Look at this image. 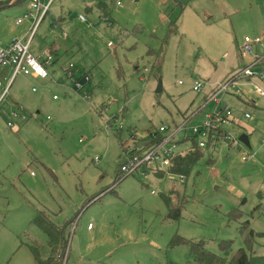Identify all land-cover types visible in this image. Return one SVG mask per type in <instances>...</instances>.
I'll list each match as a JSON object with an SVG mask.
<instances>
[{"label":"rangeland","instance_id":"rangeland-1","mask_svg":"<svg viewBox=\"0 0 264 264\" xmlns=\"http://www.w3.org/2000/svg\"><path fill=\"white\" fill-rule=\"evenodd\" d=\"M28 5L0 9V41L25 36L32 19L16 21ZM177 18L179 30L167 34ZM36 32L31 52L45 56L57 45L55 65L62 66L49 74L68 86L61 92L50 77L20 74L0 106V264H37L33 248L42 260L64 254L63 264H187L194 257L182 239L203 241L216 254L227 240L233 253L248 250L249 229L253 252L264 255V105L256 108L243 94L245 78L222 97L232 111L224 124L231 138L177 139L180 154L195 142L206 145L185 180L152 164L134 173L120 169L124 146L150 141L152 132L167 138L177 126L209 122L215 82L251 66L252 84L264 90L258 47L240 48L245 36H259L264 46V0H55ZM166 35L159 80L150 71L149 49H158ZM72 63L81 87L66 76ZM85 69L88 81L80 77ZM197 80L200 92L193 89ZM15 104L41 114L11 129L5 119ZM116 117L124 124L120 132ZM167 197L180 217L170 214ZM41 210L61 226L57 243L33 222Z\"/></svg>","mask_w":264,"mask_h":264},{"label":"built area","instance_id":"built-area-1","mask_svg":"<svg viewBox=\"0 0 264 264\" xmlns=\"http://www.w3.org/2000/svg\"><path fill=\"white\" fill-rule=\"evenodd\" d=\"M4 0H0V3ZM55 0H30V6L24 11L22 16L17 19V24H22L25 19H32V24L29 25L27 33L23 37H13L9 43H2L0 41V106L8 97L9 90L13 83L16 80V77L20 74L34 76L37 78H48L50 77L48 67L53 64L54 56L53 54H46L45 56L37 57L30 50V43L37 34V29L41 21L46 17L50 12V8ZM120 4L121 1H118ZM79 18L82 21H86L87 17L85 15L79 14ZM103 20L108 21V17L103 18ZM57 26V23L54 24ZM64 35H68L63 31ZM241 45V51L244 53H251L254 48L261 44V38L245 36ZM259 61V59H258ZM256 61L255 63H258ZM75 64H69L68 68L64 69L66 76L72 82L76 84L77 87H81L80 81L74 77L75 76ZM147 72V68L144 69ZM256 75L255 72L251 70V66L244 67L240 74L234 75L232 78H229L226 81L218 82L213 88V93L210 95L209 100L215 102L216 108L213 114L209 117V122L201 126H191L190 124H183V126H177L167 138L161 137L151 148L145 149L144 147L136 149V146L129 147L124 146L123 154L125 157V162L122 163L120 169L121 172L134 173L137 171V168L144 164H152V167L157 168V170L166 169L169 170L172 159L177 157L180 153L174 150V145L177 144V139L181 136L183 137H196L199 134L208 135L214 123L229 124L230 120L227 118L231 114L230 106H223L221 104L222 97L229 92V88L237 87L239 79L246 77H251ZM261 78H264V69L262 73H259ZM88 80L89 77L81 75ZM145 82L146 79L143 78ZM257 88V91L261 94H264V90L260 87ZM193 89L195 91H202V83L196 81L194 83ZM35 90V88L33 89ZM239 91V88H238ZM237 91V93H239ZM54 98H58L55 96ZM248 117V114H246ZM31 117H39L38 114L30 113L29 110H26L24 106L17 104L13 109H11V115L9 118H6V125L9 128L18 127L21 123L27 122ZM49 119L50 117L47 116ZM116 127L114 130H119L124 128V124L117 123L115 119ZM109 126V125H108ZM111 128V126H109ZM160 131H165V127H161ZM154 136V135H153ZM228 136L231 138L230 133ZM227 136V137H228ZM155 137V136H154ZM157 138V137H155ZM169 144L172 146L169 147ZM198 146L205 147V142L200 141ZM194 147L186 149L183 151V154L187 155L192 153ZM96 161H99L100 158L96 157ZM161 168V169H160ZM181 180H184L181 177ZM91 225H89L90 227Z\"/></svg>","mask_w":264,"mask_h":264},{"label":"trees","instance_id":"trees-1","mask_svg":"<svg viewBox=\"0 0 264 264\" xmlns=\"http://www.w3.org/2000/svg\"><path fill=\"white\" fill-rule=\"evenodd\" d=\"M26 1L30 0H4L0 3V9L7 7L8 5L12 4H21ZM178 19L171 20L170 23L167 25L168 31L167 34L170 33H176L178 28ZM167 35L165 38L161 39V46L158 49H149V56H150V63H151V73L155 75L159 80H161V69L163 65V53L165 49V42H166ZM258 63H261L264 65V57H261L258 61ZM83 75L89 77L88 80L91 78L89 71L88 73H84ZM83 81H88L84 76H80ZM34 114H40V113H34ZM116 119H118L116 117ZM153 133V132H152ZM151 133V134H152ZM216 134L217 138H227L229 132L226 128H224V124L222 122L220 123H214L212 125L210 130V135L212 136ZM150 134V141H142L138 142L136 145V149L144 147L145 149L151 148L159 139H161V136L155 138L153 135ZM152 136V137H151ZM193 140L195 141V137H193ZM195 147L192 151V153L187 155H178L174 159H172L171 165L169 166L168 172L178 174L179 176L183 177L184 180L187 177L189 173L193 170L194 166L197 164L200 156L204 153V147L198 146L196 142L194 143ZM161 174L164 173L163 170H157ZM121 174V173H120ZM122 175V174H121ZM120 175V176H121ZM167 203L169 207V212L171 215L180 217V208H177L173 205L172 199L167 197ZM237 209H232V212L234 216H236L238 213ZM33 222L41 227V229L44 231L45 234H48L51 238V241L57 243L60 239V234L58 233L60 231L61 226L56 225L51 218H49L48 211H38L36 216L33 219ZM245 224L241 228V232H245ZM255 237V232L253 229H249L248 233L245 235V244H247L248 250L246 248H240L232 253L231 248L232 244L230 241L223 240L220 244L222 247V253H214L206 246L204 245L203 241L194 242L190 240H184L181 241L187 242L191 245L192 253H193V261H188L187 264H264V255H256L253 252V241ZM34 249V255L37 261V264H63L64 261V254L61 256H51L47 258V260L40 259L39 251L36 248ZM171 264H177L171 262Z\"/></svg>","mask_w":264,"mask_h":264},{"label":"crops","instance_id":"crops-1","mask_svg":"<svg viewBox=\"0 0 264 264\" xmlns=\"http://www.w3.org/2000/svg\"><path fill=\"white\" fill-rule=\"evenodd\" d=\"M28 6H30V5H28ZM27 9V8H26ZM25 9V10H26ZM24 10V11H25ZM24 11H23V13H24ZM70 12H68V14H69ZM79 15V14H78ZM60 18H61V16H59ZM59 17H57V18H59ZM59 18V19H60ZM78 18H79V16H78ZM31 19V18H30ZM59 19H57V22H58V20ZM80 19V18H79ZM178 19V18H177ZM81 20V19H80ZM179 20V19H178ZM177 20V21H178ZM82 21V20H81ZM57 22H54L53 21V25L55 24V23H57ZM84 22H86V21H84ZM31 23H32V20H31ZM30 23V24H31ZM17 24V23H16ZM30 24H27V28H28V26L30 25ZM17 25H19V24H17ZM57 25H59V23H57ZM178 28H179V23H178ZM25 33V32H24ZM23 33V34H24ZM62 35L64 36L63 37V39H61V41H60V45H66V43H64L65 41H67L66 40V38L65 37H67V35H64V33H62ZM12 39V38H11ZM11 39H9V40H7L6 42H4V41H1L2 43H9V41L11 40ZM244 39V38H243ZM256 47H258L257 48V58H256V61H258V59H260L261 57H264V46H263V43H261L260 45L258 44ZM255 47V48H256ZM58 48L59 47H57V45L54 47V45L53 46H51V49H50V54H53V56H54V60H53V64L51 65V66H49L48 67V69H50V68H52L51 69V71L52 72H56L57 71V69L59 68V67H61L62 66V64H59V62H58V64L57 65H55L56 64V62L55 61H57V59L59 58V55H58ZM42 56V55H41ZM41 56H39V57H41ZM38 57V56H37ZM60 71H61V69H60ZM84 73H88V71L85 69V70H83V72H81V75L82 74H84ZM90 74V73H89ZM61 75H63V71L60 73V75H58V76H61ZM80 75V76H81ZM25 76V75H24ZM27 77H30V78H32V79H35V80H47L48 78H37V77H34V76H29V75H26ZM25 76V77H26ZM64 76V75H63ZM50 78H51V76H50ZM246 80H243V82L241 83V87L243 88V94H245L246 96H248L249 98H251L252 99V101H251V104L253 105V106H255L256 108H259V106L258 105H260V104H263L264 105V98H259V101H258V97L257 96H259V94L261 95V96H264V94H261L260 92H258L257 91V88H255L257 85H254V84H252V82H254L253 80H251L252 78H250V77H246L245 78ZM48 80H51L52 81V83H55L56 85H54L53 87V89H59L61 92L63 91V90H65V88L68 86L67 85V83L66 84H60V83H57V82H59V80H55V79H53V78H51V79H48ZM215 83H217V82H215ZM214 83V84H215ZM67 85V86H66ZM34 89V87H32V92H36L37 91V89L35 88V90H33ZM56 95L54 94L53 95V99L54 100H58V99H56V98H54ZM27 104V103H26ZM16 105V104H15ZM61 108L62 107H64V106H66V101H63L62 103H61V105H59ZM14 108V107H13ZM12 108V109H13ZM261 109L262 110H264V107H261ZM261 110V111H262ZM37 113H40L41 114V110H37ZM260 113V111L258 112V114ZM264 113V112H263ZM247 117V116H246ZM39 117H37V119H38ZM47 119V118H46ZM257 118L255 117L254 118V121L255 122H257ZM43 120H41V122H42ZM24 123H26V122H24ZM21 125V124H20ZM19 125V126H20ZM110 128V127H109ZM250 141V140H249ZM247 146V145H246ZM96 161V160H95ZM98 162V161H97ZM128 174H123L122 175V177H126ZM79 212H81V211H79ZM80 213H78V215H79ZM77 215V216H78ZM90 225V224H89ZM90 227L88 226V229H89Z\"/></svg>","mask_w":264,"mask_h":264},{"label":"water","instance_id":"water-1","mask_svg":"<svg viewBox=\"0 0 264 264\" xmlns=\"http://www.w3.org/2000/svg\"><path fill=\"white\" fill-rule=\"evenodd\" d=\"M162 86H161V81H159V85L157 87V91H161ZM239 140L247 146H250V141H249V137L246 134H241V136L239 137Z\"/></svg>","mask_w":264,"mask_h":264}]
</instances>
